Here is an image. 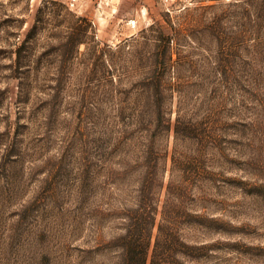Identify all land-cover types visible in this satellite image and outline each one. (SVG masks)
<instances>
[{
  "label": "rangeland",
  "instance_id": "obj_1",
  "mask_svg": "<svg viewBox=\"0 0 264 264\" xmlns=\"http://www.w3.org/2000/svg\"><path fill=\"white\" fill-rule=\"evenodd\" d=\"M69 3L0 0V261L113 264L174 152L186 264H264V0Z\"/></svg>",
  "mask_w": 264,
  "mask_h": 264
},
{
  "label": "trees",
  "instance_id": "obj_2",
  "mask_svg": "<svg viewBox=\"0 0 264 264\" xmlns=\"http://www.w3.org/2000/svg\"><path fill=\"white\" fill-rule=\"evenodd\" d=\"M164 129L170 130V125ZM173 132L175 136L179 134L177 126L173 128ZM145 155L144 158L148 160L147 156L151 155V151L147 149ZM166 157L167 151L164 150L163 171ZM175 164L173 152L166 186L160 181L159 173L162 171L157 174V159H154L152 165L145 166L143 181L135 190L132 203L121 217L123 220L121 232L107 243V248L116 254V261L113 264H186V260L190 261L200 256L195 253L198 248L185 243L180 234V225L200 223L194 219L196 218L194 214L185 208L183 192L187 191L186 181L180 180L173 186L172 173ZM149 168L154 171H148ZM191 188L192 186L188 189L189 193ZM175 191L181 192L182 195L176 194ZM155 228L156 232L153 235ZM98 252L100 248L97 243L95 250L90 253ZM0 264H3L2 261Z\"/></svg>",
  "mask_w": 264,
  "mask_h": 264
},
{
  "label": "built area",
  "instance_id": "obj_3",
  "mask_svg": "<svg viewBox=\"0 0 264 264\" xmlns=\"http://www.w3.org/2000/svg\"><path fill=\"white\" fill-rule=\"evenodd\" d=\"M73 1L74 0H70V3H69L70 6H73Z\"/></svg>",
  "mask_w": 264,
  "mask_h": 264
}]
</instances>
